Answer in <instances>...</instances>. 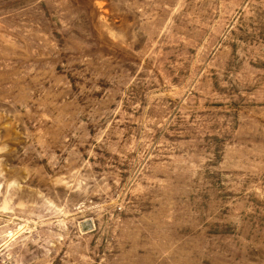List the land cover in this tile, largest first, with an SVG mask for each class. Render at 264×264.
<instances>
[{"label": "rangeland", "instance_id": "1", "mask_svg": "<svg viewBox=\"0 0 264 264\" xmlns=\"http://www.w3.org/2000/svg\"><path fill=\"white\" fill-rule=\"evenodd\" d=\"M0 264H264V0H0Z\"/></svg>", "mask_w": 264, "mask_h": 264}]
</instances>
